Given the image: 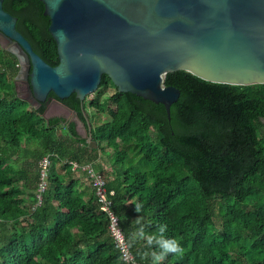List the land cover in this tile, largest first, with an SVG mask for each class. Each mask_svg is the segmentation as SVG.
Returning <instances> with one entry per match:
<instances>
[{"label": "trees", "instance_id": "obj_1", "mask_svg": "<svg viewBox=\"0 0 264 264\" xmlns=\"http://www.w3.org/2000/svg\"><path fill=\"white\" fill-rule=\"evenodd\" d=\"M4 9L18 18L34 51L57 66L44 4L5 0ZM19 71L18 58L0 48V264H123L93 189L83 190L63 160L92 164L105 175L125 238L138 216L149 231L167 224L184 253L165 264H264V84L169 73L165 86L181 91L169 121L163 105L119 92L104 75L84 103L76 94L62 101L91 127L92 148L75 122L49 126L46 104L34 109L17 96ZM88 108L108 121L95 130ZM48 155V189L34 210L40 162Z\"/></svg>", "mask_w": 264, "mask_h": 264}, {"label": "water", "instance_id": "obj_2", "mask_svg": "<svg viewBox=\"0 0 264 264\" xmlns=\"http://www.w3.org/2000/svg\"><path fill=\"white\" fill-rule=\"evenodd\" d=\"M0 0V36L19 60L17 94L38 109L51 98L78 123L92 148L97 140L78 112L62 101L84 103L108 76L121 93L165 107L181 97L166 87L169 73L186 71L211 83L264 84V0H40L59 64L49 65L17 29L18 18ZM0 37V38H1ZM6 49V47H3Z\"/></svg>", "mask_w": 264, "mask_h": 264}, {"label": "built area", "instance_id": "obj_3", "mask_svg": "<svg viewBox=\"0 0 264 264\" xmlns=\"http://www.w3.org/2000/svg\"><path fill=\"white\" fill-rule=\"evenodd\" d=\"M51 158L52 157L50 155L45 156L40 162V181L36 191V203L33 208L34 210L43 204V195L48 189L49 172L52 164ZM62 162L70 165L72 167V171L76 173V175L81 174L85 176L86 180L90 183V186L95 193L96 203L100 207L101 211L106 213L109 219V230L111 236L115 240L120 254L126 256L127 264H140L135 259L132 251L128 249L126 245V238L120 226V219L113 210V199L111 196L114 195V192H111V195L109 194L107 181L104 175L97 172L92 164L81 165L79 162L74 160H63Z\"/></svg>", "mask_w": 264, "mask_h": 264}, {"label": "clouds", "instance_id": "obj_4", "mask_svg": "<svg viewBox=\"0 0 264 264\" xmlns=\"http://www.w3.org/2000/svg\"><path fill=\"white\" fill-rule=\"evenodd\" d=\"M142 204H137L135 211L141 213ZM142 216L135 220V227L126 237L128 249H136V255L144 264H165L169 256H181L184 253L179 238L167 235V224L159 225L155 231H149L142 223ZM120 261L127 264V258L121 255Z\"/></svg>", "mask_w": 264, "mask_h": 264}, {"label": "rangeland", "instance_id": "obj_5", "mask_svg": "<svg viewBox=\"0 0 264 264\" xmlns=\"http://www.w3.org/2000/svg\"><path fill=\"white\" fill-rule=\"evenodd\" d=\"M17 76H15L14 78H13V80L15 81V82H17L16 80H17V78H16ZM21 85H22V82L20 83V82H17L16 83V90H17V92H18V94H20V95H23V92L21 91ZM113 92V90L111 89L110 90V93H112ZM108 96V95H107ZM92 97H90V99H91ZM89 110H87V115H86V121H88L89 122V124H90V122L92 123V125H93V128L96 130V128H97V125H100L101 123H103V122H106V121H108V119H107V116H103V115H98V114H96V111L94 110V109H91V108H88ZM47 117L49 118V119H51L52 121L48 124L49 126H54L55 125V122H60V123H62V124H64V123H66V121L67 122H69L70 121V119L72 118L71 116H69L68 115V113L66 112V111H62V110H60V111H54V112H52V113H49L48 115H47ZM56 117V118H55ZM57 118H59V119H57ZM77 124V130H78V133L80 134V136H82L83 138H86V134H85V132L81 129V127H80V125L78 124V123H76ZM88 125V124H87ZM16 157H17V155H16ZM16 157H14V158H16ZM105 157V161L103 162V164H104V169H105V171H107V170H109L111 167H110V163H109V161H108V156H104ZM105 176V175H104ZM220 208V211L222 212V213H224L225 212V210H226V207L223 205V206H220L219 207ZM218 211H219V209H218Z\"/></svg>", "mask_w": 264, "mask_h": 264}, {"label": "flooded vegetation", "instance_id": "obj_6", "mask_svg": "<svg viewBox=\"0 0 264 264\" xmlns=\"http://www.w3.org/2000/svg\"><path fill=\"white\" fill-rule=\"evenodd\" d=\"M18 24V23H17ZM1 37V36H0ZM2 46L3 47H6V49L5 50H7L8 51V49L7 48H9V47H13V44H11V43H9L8 42V40L7 39H4V38H0V48H2ZM17 78V77H16ZM22 77H20V79H17L16 81L17 82H22V85H21V91L24 93L25 91H24V86H23V80L21 79ZM17 82H15V83H17ZM50 103H51V98H48V100H47V102L46 103H44V104H46V106H48V105H50ZM59 111V109L56 107V106H52V108H51V110H50V113H52V112H54V111ZM56 118V117H55ZM82 122H84L82 119H80ZM67 122V121H66ZM85 123V122H84ZM87 124V123H86Z\"/></svg>", "mask_w": 264, "mask_h": 264}, {"label": "crops", "instance_id": "obj_7", "mask_svg": "<svg viewBox=\"0 0 264 264\" xmlns=\"http://www.w3.org/2000/svg\"><path fill=\"white\" fill-rule=\"evenodd\" d=\"M60 173H63V170L62 169L60 170ZM82 176L83 175H81V174L78 175V177H80V182H81L82 189L83 190L84 189H88V188L90 189L91 188L90 183L86 180V177L85 176H84L85 178H81Z\"/></svg>", "mask_w": 264, "mask_h": 264}]
</instances>
